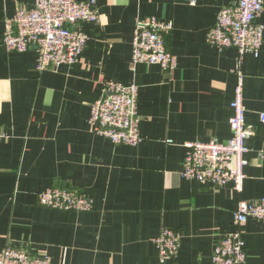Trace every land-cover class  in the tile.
Returning a JSON list of instances; mask_svg holds the SVG:
<instances>
[{
    "label": "crops",
    "instance_id": "crops-1",
    "mask_svg": "<svg viewBox=\"0 0 264 264\" xmlns=\"http://www.w3.org/2000/svg\"><path fill=\"white\" fill-rule=\"evenodd\" d=\"M94 1L98 22L80 25L87 45L77 62L38 72L34 47L15 53L1 44L5 20L34 0H0V252L12 246L53 264H159L154 240L165 226L180 242L163 264H209L235 230L237 203L264 198V31L260 54L238 64L234 49L206 43L218 11L234 0ZM147 16L172 23L171 72L130 68L135 23ZM239 75L253 131L241 191L184 180V144L231 137ZM107 81L138 88L136 146L112 144L89 125ZM48 189L71 190L92 209L43 207L38 195ZM241 231L247 264H264V223L248 220Z\"/></svg>",
    "mask_w": 264,
    "mask_h": 264
},
{
    "label": "built area",
    "instance_id": "built-area-1",
    "mask_svg": "<svg viewBox=\"0 0 264 264\" xmlns=\"http://www.w3.org/2000/svg\"><path fill=\"white\" fill-rule=\"evenodd\" d=\"M194 3L195 0H190ZM264 0H234L222 7L206 43L224 50L237 52L238 64L245 54L257 57L262 49ZM98 22L94 0H34L30 9L18 8L4 22L1 44L9 52L25 53L31 47L37 52L35 69L38 72L72 66L87 45V35L80 25ZM172 30L167 20L147 16L137 19L132 38L130 68L138 64L157 65L163 71L176 68L177 59L168 51L165 36ZM242 75L238 76L233 111L229 119L231 137L226 142L212 139L208 142L184 144L185 158L181 176L184 180L211 187L228 183L241 191L245 180L244 168L249 153L247 139L253 131L246 125ZM138 88L130 84L107 81L101 95L90 106L89 125L94 133L115 145L136 146L141 141L137 119ZM264 124V114H260ZM6 138L0 132V142ZM41 206L62 211L87 212L91 201L71 190L48 189L38 195ZM235 230L222 236L214 246L209 264H247L245 241L241 226L248 220L264 223V198L239 201L233 214ZM180 235L162 227L154 243L159 264L173 259L178 251ZM0 264H53L46 255L34 256L25 250L7 246L0 252Z\"/></svg>",
    "mask_w": 264,
    "mask_h": 264
}]
</instances>
